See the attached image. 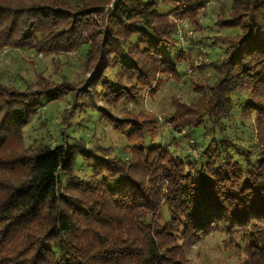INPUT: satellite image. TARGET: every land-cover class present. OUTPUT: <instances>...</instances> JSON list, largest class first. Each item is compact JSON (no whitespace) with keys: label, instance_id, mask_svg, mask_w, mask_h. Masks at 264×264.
<instances>
[{"label":"trees","instance_id":"16d2710c","mask_svg":"<svg viewBox=\"0 0 264 264\" xmlns=\"http://www.w3.org/2000/svg\"><path fill=\"white\" fill-rule=\"evenodd\" d=\"M211 1L0 0V52L85 46L91 73L24 88L0 74V264H197L188 250L210 232L239 243L238 264H264V0L203 12ZM178 13L213 73L160 125L138 106L161 75L188 76ZM200 13L224 33L197 39ZM63 101L65 120L95 116L121 146L65 128L25 140L43 104Z\"/></svg>","mask_w":264,"mask_h":264},{"label":"rangeland","instance_id":"374dc122","mask_svg":"<svg viewBox=\"0 0 264 264\" xmlns=\"http://www.w3.org/2000/svg\"><path fill=\"white\" fill-rule=\"evenodd\" d=\"M221 2H226V4L231 5L232 0H213L211 3L209 2L206 6L207 8H205L203 12L207 13V10L217 11L218 4ZM160 10L163 12L170 11L171 6H162ZM216 11H214V13H216ZM174 12L175 10L170 13ZM170 19L177 25L180 40V43L172 48L173 54H176L179 48L184 51L183 55L187 59V68L185 71L188 76L186 78L183 77V79L191 81L189 84H185L182 83L183 79L181 78L180 82H175L170 80L171 77L163 74L161 75L162 83L160 87L156 88L153 94H145L138 108L143 109L151 116L157 115L160 125L166 123L167 114L174 110V106L172 105L173 101H190L193 98V100H195L196 97L202 95L203 91L206 89V80L210 78L213 73L209 67H203V65H207L208 63L204 48H201L200 53L196 51L190 52L189 49L186 48L184 35L190 30L189 17L179 15L178 13V15L170 16ZM198 19L199 23H202L205 28L195 35L197 39L208 36L212 38L218 34L224 33L221 29H212V26H210L212 25L210 16L208 18H202L200 13ZM181 38H183V41ZM86 50V47L83 46L80 50L70 54L37 55L29 50L4 49L0 52V74L2 76V82L5 85H16L24 88L26 82H35L37 80V74L41 73L57 82H60L64 77H68L72 81H77L81 77L86 78L91 74L89 70H85L83 67ZM197 85L202 87L196 90L195 87ZM67 107V101L44 103L24 129L25 140L29 139V141H32L34 139H41L44 137L49 139L52 137V140L56 141L58 137L56 134H58L62 128H65V131L69 134L72 132L73 134H77V136L82 134L87 135V139L90 142L94 141L96 137L99 141L101 139L100 142H108L109 144L111 143V145H115L116 149H118V146H121L120 143V145L117 143L118 139L116 137L118 134L114 133L109 126L104 125L101 120H97L95 116L88 118L85 115L83 118L75 117L74 119L65 120L63 115ZM134 107L135 106H133V108ZM77 121H82V124L77 128L76 132H73L75 124L77 125ZM70 122L74 125L68 126ZM245 123L247 125L251 124V119H245ZM78 124L80 123L78 122ZM230 131L232 133V129ZM10 149L16 148L10 147ZM239 246L238 242L232 241L230 237H226L222 234H214L212 232L208 234L200 233L194 244L189 248L188 257L197 264H238V258L245 256L244 250L239 249Z\"/></svg>","mask_w":264,"mask_h":264},{"label":"built area","instance_id":"2783aa9c","mask_svg":"<svg viewBox=\"0 0 264 264\" xmlns=\"http://www.w3.org/2000/svg\"><path fill=\"white\" fill-rule=\"evenodd\" d=\"M181 40L183 41V38H181Z\"/></svg>","mask_w":264,"mask_h":264}]
</instances>
